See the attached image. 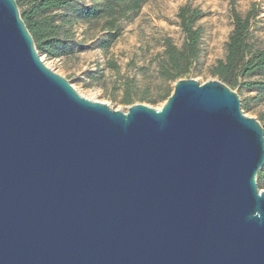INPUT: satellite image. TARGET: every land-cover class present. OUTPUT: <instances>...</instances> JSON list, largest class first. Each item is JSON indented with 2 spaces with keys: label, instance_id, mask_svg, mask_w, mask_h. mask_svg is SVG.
I'll return each instance as SVG.
<instances>
[{
  "label": "water",
  "instance_id": "obj_1",
  "mask_svg": "<svg viewBox=\"0 0 264 264\" xmlns=\"http://www.w3.org/2000/svg\"><path fill=\"white\" fill-rule=\"evenodd\" d=\"M263 166V127L224 83L115 110L0 0V264H264Z\"/></svg>",
  "mask_w": 264,
  "mask_h": 264
},
{
  "label": "rangeland",
  "instance_id": "obj_2",
  "mask_svg": "<svg viewBox=\"0 0 264 264\" xmlns=\"http://www.w3.org/2000/svg\"><path fill=\"white\" fill-rule=\"evenodd\" d=\"M66 8L50 12L57 24H63L71 44V52L57 58L39 53L44 64L63 77L83 97L106 103L109 107L126 112L123 103L125 87H131L134 103L159 109L172 93L175 82L161 76L166 62L164 40L169 39L178 50L183 48L184 35L176 17L179 7L190 5L201 11L196 26L201 30L199 56L182 79L191 78L200 84L209 79L215 62L226 54V42L232 30L230 3L244 15L253 4L257 16L250 28L249 42L254 49L264 47V0H146L140 10L121 23L120 36L108 47L101 48L100 40L106 35L100 23L87 24L79 16L82 6L94 0H71ZM248 81L264 82V74L240 78L232 89L239 97L245 116L264 124V91L248 89ZM264 189V179L257 182Z\"/></svg>",
  "mask_w": 264,
  "mask_h": 264
},
{
  "label": "trees",
  "instance_id": "obj_3",
  "mask_svg": "<svg viewBox=\"0 0 264 264\" xmlns=\"http://www.w3.org/2000/svg\"><path fill=\"white\" fill-rule=\"evenodd\" d=\"M21 18L33 38L37 52L49 58H57L71 52L67 32L63 24H57L50 12L69 7L71 0H15ZM146 0H94L90 6H82L79 16L87 24L100 23V30L105 36L100 40L101 48H108L121 33V23L131 19ZM256 5L241 15L234 2L230 3L232 30L226 42V54L215 62L211 69L212 77L231 89L236 88L240 78L264 74V47L254 49L249 42L250 28L257 16ZM201 11L188 4L179 7L176 17L184 35L183 48L178 50L169 39L164 40L166 62L161 68V76L168 81L176 82L184 78L189 67L199 56L201 30L196 26ZM248 89L264 91V82L248 81ZM170 93L164 96L166 100ZM123 103L132 105L131 87L126 86ZM264 130V124L262 125ZM264 179V166L257 175V182Z\"/></svg>",
  "mask_w": 264,
  "mask_h": 264
}]
</instances>
